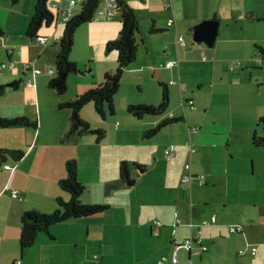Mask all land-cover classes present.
<instances>
[{"label":"crops","instance_id":"crops-1","mask_svg":"<svg viewBox=\"0 0 264 264\" xmlns=\"http://www.w3.org/2000/svg\"><path fill=\"white\" fill-rule=\"evenodd\" d=\"M53 1L47 4L55 20L40 29L39 36L48 38L41 45L27 35L37 0H0V59L33 62L43 70L34 76L19 65L0 74V86H5L0 116L39 121L38 128L0 125V147L25 151L21 160L7 161L13 169L0 167V264H154L162 256L170 260L174 253L179 261L170 264L188 259L194 264H264V176L259 187L246 166L248 158L254 163L252 150L264 149L253 144L254 131L263 132L258 119L264 113V0H173V8L163 0H126L140 20L139 47L123 72L116 113L103 119L92 102L86 104L81 115L92 128L104 129V137L83 132L64 142L71 111L60 108L59 102L101 83L105 72L116 68L117 51L107 50V45L119 36L122 23L118 11L112 19L79 27L71 59L81 71L69 75L68 90L59 96L49 80L56 71L65 23L59 21ZM172 17L175 23L169 25ZM205 20L217 22L216 35L198 40L196 27ZM80 45L85 61L75 55ZM204 48L215 58L203 59ZM174 59L177 64L167 65ZM235 60L241 63L232 70ZM29 79L34 85L27 84ZM163 85L169 93L163 113L137 117L129 111L131 104H160ZM172 117L181 119L145 136ZM193 127L197 130L191 131ZM190 142L195 153H190ZM172 144L177 154L169 159L165 149ZM70 159L77 161V176L85 186L82 201L108 208L57 222L22 250L23 212L51 213L58 196L70 197L60 186ZM188 160L194 174H204L203 182L198 177L182 181ZM123 164L129 171L124 181ZM232 173L239 177L238 192L213 193ZM14 189L21 198L13 196ZM176 212L182 223L173 232ZM156 220L163 223L158 232ZM231 224L243 230L233 233ZM198 234L207 246L201 254L182 245Z\"/></svg>","mask_w":264,"mask_h":264},{"label":"trees","instance_id":"trees-1","mask_svg":"<svg viewBox=\"0 0 264 264\" xmlns=\"http://www.w3.org/2000/svg\"><path fill=\"white\" fill-rule=\"evenodd\" d=\"M18 2L19 0H12ZM48 0H37L35 11L27 28V35L36 40L39 31L43 26H48L55 20L54 13L47 4ZM101 0H84L79 11L69 21L65 23L64 32L59 40V52L56 59V71L49 80V86L54 89L59 96H63L68 90V78L71 73L80 72L78 64L71 59V52L75 43V35L79 27L87 22L93 21L94 13L100 5ZM121 13V31L119 36L110 41L107 50L117 51V66L113 70L105 72L101 83L93 85L87 91L77 95L73 99H63L59 102L60 108H68L71 111L70 126L61 140H69L75 133L93 132L98 138H103L105 130L102 128H92L89 122L81 115L82 108L92 102L96 113L101 118H106L107 114L116 113L115 96L121 85V78L125 69L136 59L139 43L137 32L140 20L134 9L126 0H117V12ZM4 34L3 26L0 24V36ZM163 100L158 105L142 104L129 105V111L142 117L144 114L163 113L169 105V93L166 85H163ZM5 90V86H0V94ZM180 117L165 119L157 126L145 132V136L155 135L162 127L168 123L180 120ZM1 126L28 125L34 128L39 127L38 119H31L27 116L2 117ZM258 125L262 128V133L257 130L253 134V144L264 148V113L258 119ZM25 155L22 149L11 147H0V167L9 159L21 160ZM67 176L60 180L61 188L69 193V198L57 197V208L51 213L41 212L37 209L25 210L21 216L20 247L22 250L32 246L41 232L49 233L50 227L61 221L88 216L104 211L108 208L106 204L84 203L81 199L85 191V186L77 176V161L70 159L66 162ZM126 165L122 167V177L124 181L129 177ZM240 232V231H239ZM235 233V232H233ZM81 264V263H72Z\"/></svg>","mask_w":264,"mask_h":264},{"label":"built area","instance_id":"built-area-1","mask_svg":"<svg viewBox=\"0 0 264 264\" xmlns=\"http://www.w3.org/2000/svg\"><path fill=\"white\" fill-rule=\"evenodd\" d=\"M82 0H55L53 1V6H55L58 10L59 13V21L66 23L67 21H69L75 14H77V12L80 9L81 4L83 3ZM166 7L169 8H173V0H163ZM117 12V0H103V3L100 4L93 16V21H100L102 19H112L114 17V15ZM169 25H173L175 23V18L172 17L169 19ZM39 43L42 44H47L48 43V38L46 37H42V36H38V38L36 39ZM178 41L182 44H185V39L183 36H179L178 37ZM12 50L9 51V53H11ZM202 58L203 59H208L210 56L208 54V51L206 48L202 49ZM210 58L214 59V56H211ZM178 63L177 59L174 60H170L167 61V65H175ZM241 63L240 60H235L234 62L231 63L230 65V69H234L235 64ZM19 65H21L24 69H30L33 72V75H39L41 73H43L42 69L39 68H34L33 67V62H29V61H22L20 64L14 60H12L11 58H7V59H0V74L3 73L4 71L7 70H14L15 68H17ZM49 72H54V68H51ZM27 84L29 85H34V83L32 82L31 79L27 80ZM192 100H190V104H192ZM197 127H193L191 129V131H196ZM189 150L190 153H195L196 152V148L193 146V144L190 142L189 144ZM177 154V149L175 147V145H169L166 149H165V155L167 156V158H172L174 156H176ZM4 168H10L11 166L9 164H6L3 166ZM13 169V167H11ZM185 173L182 177V181L183 182H190L193 180L194 177H198L200 182H203V180L205 179L204 174H194L192 172V164L191 161L188 160L185 163ZM13 196L15 197H20L19 195V191L17 189H14L12 191ZM21 198V197H20ZM175 223H174V228H173V232L176 231V225H178L179 223H182L181 218L178 215V212L175 213ZM156 232H158L159 228L163 225L162 221L160 220H156ZM201 223H208V220H203ZM190 225H194V222H190ZM229 229L231 232H239L242 231L243 228L240 224H231L229 225ZM202 240L203 237L201 234H198L195 237H190V238H186L185 241L183 242V246H185L188 250L193 251L197 254H201L203 251H205L207 249V246L202 244ZM245 250L244 249H240L239 253L240 254H244ZM252 252L253 254L256 253V248L253 247L252 248ZM174 263H177L179 261L177 253H174L171 257V259ZM170 260L167 256H162L160 258H158L156 260V262L154 264H170ZM96 264H104L101 261H97ZM138 264H149L146 261H141ZM185 264H194L192 259H188Z\"/></svg>","mask_w":264,"mask_h":264},{"label":"rangeland","instance_id":"rangeland-1","mask_svg":"<svg viewBox=\"0 0 264 264\" xmlns=\"http://www.w3.org/2000/svg\"><path fill=\"white\" fill-rule=\"evenodd\" d=\"M75 46V43H74ZM73 46V48H74ZM73 51L71 52V58L73 56ZM75 55L76 57H78L79 59H81V61H85L87 59V54L85 52V48L83 45H80L79 47L76 46L75 48ZM88 61V60H87ZM94 108V107H93ZM252 143V138L250 141V145ZM264 149H259L258 151H251L252 155L254 156V163L248 158L247 160V168H248V172L251 173V175L255 178V180H257V184L259 187L262 186L263 184V180L260 176H264ZM249 154V152H248ZM236 160L234 159L232 162H235ZM133 178H136L135 175H133ZM131 178V179H133ZM258 178V179H257ZM141 184V183H140ZM240 182H239V177L237 174L232 173L229 176V181L225 180V177L221 179V184L218 188L213 189L212 192L215 193L216 195H221L223 194V191L225 190H231L232 193H237L238 189L237 187L239 186Z\"/></svg>","mask_w":264,"mask_h":264},{"label":"water","instance_id":"water-1","mask_svg":"<svg viewBox=\"0 0 264 264\" xmlns=\"http://www.w3.org/2000/svg\"><path fill=\"white\" fill-rule=\"evenodd\" d=\"M217 22L215 20H205L196 27L195 38L198 40H208L215 37ZM133 179L128 178V184L133 183Z\"/></svg>","mask_w":264,"mask_h":264},{"label":"bare ground","instance_id":"bare-ground-1","mask_svg":"<svg viewBox=\"0 0 264 264\" xmlns=\"http://www.w3.org/2000/svg\"><path fill=\"white\" fill-rule=\"evenodd\" d=\"M41 45H46V44H42V43H40ZM6 164H9L11 167H12V165L10 164V163H8V162H5V163H3V165L2 166H4V165H6ZM8 168V169H12V168Z\"/></svg>","mask_w":264,"mask_h":264}]
</instances>
